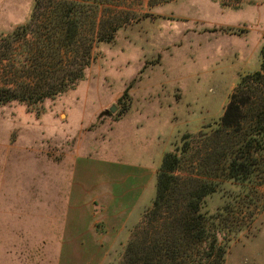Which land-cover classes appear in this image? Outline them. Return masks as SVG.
I'll use <instances>...</instances> for the list:
<instances>
[{
  "label": "rangeland",
  "instance_id": "1",
  "mask_svg": "<svg viewBox=\"0 0 264 264\" xmlns=\"http://www.w3.org/2000/svg\"><path fill=\"white\" fill-rule=\"evenodd\" d=\"M96 1L77 9L83 22L78 40L92 43V61L82 79L40 106L15 101L0 105L2 226L15 229V194L11 195L15 181L44 178L46 161L63 164L74 141L95 134L96 144L101 146L95 159L103 160L106 155L101 151L110 146L119 154L104 160L127 167L138 188L140 183L134 179L159 170L164 155L176 153L180 160L178 186L215 185L199 211L202 215L221 214L218 238L227 247L224 264H264V151L255 154L250 150L251 173L234 179L228 177L229 154L225 157L233 150L227 148L225 153L208 141L220 119L213 114L226 106L239 77L260 69L264 0H225L238 3L237 7L221 0ZM54 11L50 0H15L14 30L18 34L15 40L7 38L14 30L0 38V88L15 72V54H22L27 43L36 46L39 34L53 33L49 22ZM44 24L48 32L41 28ZM25 27L27 33L22 37ZM233 31L237 36H225ZM105 35L112 39L99 41ZM146 105L157 115L140 123L138 112ZM128 107V116L117 122ZM209 114L211 118L206 117ZM107 125H114L115 133L125 130L124 140L116 138L110 143ZM93 126L104 128L97 131ZM52 176L63 183L70 181L64 167ZM85 178L90 185V177ZM121 178L119 172H112L113 182ZM155 192L152 178L140 204V209L148 207L129 227L123 245L108 252L103 264L121 263ZM2 251L3 264H15V248L5 245L0 247V255Z\"/></svg>",
  "mask_w": 264,
  "mask_h": 264
},
{
  "label": "trees",
  "instance_id": "2",
  "mask_svg": "<svg viewBox=\"0 0 264 264\" xmlns=\"http://www.w3.org/2000/svg\"><path fill=\"white\" fill-rule=\"evenodd\" d=\"M90 1L97 3L96 0L69 3L50 0L55 5L49 22L53 33L45 37L39 34L36 46L27 43L18 58L15 54V72L9 83L0 88V105L15 101L29 107L40 106L45 100L72 89L82 79L92 61V43L78 40L83 22L77 9ZM33 7L35 12L36 1ZM46 24L41 28L48 32ZM22 31V37L26 36V27ZM17 34L14 30L7 38L15 40ZM111 39L112 35H105L99 41ZM80 43L83 45L79 46ZM230 133L235 136L234 140L229 137ZM210 135L208 141L214 147L223 152L227 148L233 150L225 155L230 156L227 159L229 178L239 179L251 173L250 150L255 154L264 151V45L260 69L239 77ZM179 163L176 153L164 155L151 208L127 244L120 264H224L227 247L218 238L222 233L221 214L202 215L199 211L203 199L214 192L215 185L178 186Z\"/></svg>",
  "mask_w": 264,
  "mask_h": 264
},
{
  "label": "crops",
  "instance_id": "3",
  "mask_svg": "<svg viewBox=\"0 0 264 264\" xmlns=\"http://www.w3.org/2000/svg\"><path fill=\"white\" fill-rule=\"evenodd\" d=\"M221 2L228 3L225 0ZM234 3L228 4L237 7L238 3ZM15 27V0H0V38ZM225 36L231 38L237 35L233 31ZM263 45L264 42L259 50ZM223 107L213 115L221 117ZM129 111L128 107L117 122L124 120ZM138 113L140 123L148 122L151 116L157 115L156 110L147 105ZM206 117L211 118V114ZM113 126L107 125L105 128L108 131L106 138L110 137V143L116 138L123 141V134L127 132L119 130L115 133ZM101 128L104 127L93 126V130ZM97 135L101 134L97 132ZM100 148L96 144L95 134L80 137L74 141L73 151L68 159L64 158L66 161L63 160V164L53 165L51 161L43 164L44 178L15 181V191L11 192V195L15 194V229L2 226L4 187L0 185V247L5 248L6 245L15 248V264H103L108 252L123 245L129 227L137 223L148 207L142 206L140 209L143 192L147 181L152 178L156 185L158 169L148 176L140 175L134 179L140 183L138 188L133 184L127 167L104 160L109 159V155L119 154L110 146L102 149V155H106L103 160L95 159L94 155ZM63 167L68 172V183L52 176ZM98 170H101L99 180L94 181ZM112 172H119L122 180L113 182ZM87 176L90 177V185L86 184ZM97 225L101 227L96 229ZM2 253L0 264L4 263ZM8 254L13 252L8 250Z\"/></svg>",
  "mask_w": 264,
  "mask_h": 264
},
{
  "label": "water",
  "instance_id": "4",
  "mask_svg": "<svg viewBox=\"0 0 264 264\" xmlns=\"http://www.w3.org/2000/svg\"><path fill=\"white\" fill-rule=\"evenodd\" d=\"M115 109H113V111H114Z\"/></svg>",
  "mask_w": 264,
  "mask_h": 264
}]
</instances>
